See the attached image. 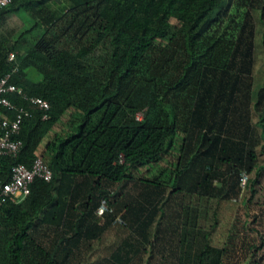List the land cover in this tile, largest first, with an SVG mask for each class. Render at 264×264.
Wrapping results in <instances>:
<instances>
[{
  "label": "trees",
  "instance_id": "16d2710c",
  "mask_svg": "<svg viewBox=\"0 0 264 264\" xmlns=\"http://www.w3.org/2000/svg\"><path fill=\"white\" fill-rule=\"evenodd\" d=\"M22 10L43 31L30 43L23 34L0 40V79L16 52L11 82L47 100L49 118L21 95L9 96L30 114L13 137L20 153L0 158V180L37 157L53 179H36L19 202L0 195V264H83L82 254L118 218L129 234L94 264H155L156 255L161 264H224L226 247L213 242V230L171 202L188 192L228 200L243 169L255 172V194L264 173L257 152L264 84L255 98L252 11H259L264 47L263 0H13L0 23ZM0 115L12 119L15 111L0 105ZM181 133L165 182L163 163Z\"/></svg>",
  "mask_w": 264,
  "mask_h": 264
},
{
  "label": "rangeland",
  "instance_id": "374dc122",
  "mask_svg": "<svg viewBox=\"0 0 264 264\" xmlns=\"http://www.w3.org/2000/svg\"><path fill=\"white\" fill-rule=\"evenodd\" d=\"M55 3L57 2H51L50 6L55 7ZM252 17L255 23L253 93L256 98L257 92L264 84L263 25L259 19V11H252ZM34 20V14L31 10H22L9 14L0 23V40L5 39L7 42H13L23 34L22 43L25 40H28L27 43L34 42L43 31L39 26L35 25ZM36 77L40 78V76ZM3 116L5 115H0V118ZM257 121L258 117L253 112V124H256ZM257 131L259 134L262 133L259 128H257ZM182 140L183 133L176 139V147L163 163L164 174L162 180L165 182L170 180L172 170L176 167ZM263 146L264 138L261 137L260 145L257 148L259 153L258 163L260 165H264ZM219 169L224 170L226 168L223 165H219ZM254 178L255 172H246L243 169L240 190L237 195L232 196L228 200L219 202L216 198L201 197L188 192L179 203L177 201L171 202V208H174L175 211L181 210L182 207L185 212L184 216L189 214L190 222L200 228L209 231L213 230V242L220 247H226L224 264H264V247L260 245L261 238L259 236V231L262 232L260 220L263 216L261 207L264 206V173L260 177L259 183L254 186L255 194L252 195L249 181ZM216 221L219 224L213 229L212 225ZM128 234L129 230L125 227V223L121 218H118L117 223L114 224V227L108 231L104 238L99 242H94L86 254H82L83 264H94L105 257L115 244L121 242ZM84 250L87 249L84 248ZM153 262L155 264L162 263L157 255Z\"/></svg>",
  "mask_w": 264,
  "mask_h": 264
},
{
  "label": "built area",
  "instance_id": "2783aa9c",
  "mask_svg": "<svg viewBox=\"0 0 264 264\" xmlns=\"http://www.w3.org/2000/svg\"><path fill=\"white\" fill-rule=\"evenodd\" d=\"M12 2L13 0H0V11ZM8 61L13 62L14 66L10 73L0 79V105L15 111V115L12 119L9 116L1 118L0 158L15 157L20 153L22 142L13 137L20 133L25 117L30 114L28 108L18 106L12 102L9 98L10 95H21L32 105L37 106L44 112V119L49 118L48 111L50 110V103L47 100L40 97H28L21 87L11 82L12 75L19 69L16 52L9 54ZM36 179H44L46 181L53 179V171L42 157H37L30 167L23 163L15 164L12 168L11 178L7 182L0 180V195L10 197L12 200L19 202L29 194L30 186ZM106 210L107 206L104 203L98 212L102 215Z\"/></svg>",
  "mask_w": 264,
  "mask_h": 264
}]
</instances>
